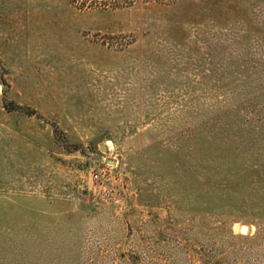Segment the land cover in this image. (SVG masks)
Here are the masks:
<instances>
[{"label": "rangeland", "instance_id": "rangeland-1", "mask_svg": "<svg viewBox=\"0 0 264 264\" xmlns=\"http://www.w3.org/2000/svg\"><path fill=\"white\" fill-rule=\"evenodd\" d=\"M80 2L0 0V264H264V0Z\"/></svg>", "mask_w": 264, "mask_h": 264}, {"label": "trees", "instance_id": "trees-1", "mask_svg": "<svg viewBox=\"0 0 264 264\" xmlns=\"http://www.w3.org/2000/svg\"><path fill=\"white\" fill-rule=\"evenodd\" d=\"M89 3V4H88ZM102 3L104 6L107 5H112L114 7H126V6H131L134 3V0H104L103 2H98V1H92V2H87L86 0H81L80 2V7L81 9L91 7L93 5H98Z\"/></svg>", "mask_w": 264, "mask_h": 264}, {"label": "bare ground", "instance_id": "bare-ground-1", "mask_svg": "<svg viewBox=\"0 0 264 264\" xmlns=\"http://www.w3.org/2000/svg\"><path fill=\"white\" fill-rule=\"evenodd\" d=\"M238 231H239L241 234H246V233H247V227L239 226V227H238Z\"/></svg>", "mask_w": 264, "mask_h": 264}]
</instances>
